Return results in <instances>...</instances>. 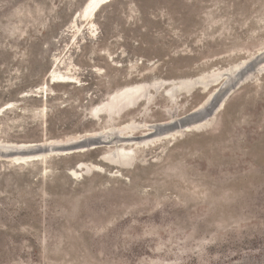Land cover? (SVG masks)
<instances>
[{"label":"rangeland","instance_id":"1","mask_svg":"<svg viewBox=\"0 0 264 264\" xmlns=\"http://www.w3.org/2000/svg\"><path fill=\"white\" fill-rule=\"evenodd\" d=\"M84 2L0 0V141L106 135L0 159V264H264V70L208 127L111 141L187 114L222 70L263 50L264 0H111L73 20ZM52 68L68 80L52 82ZM131 85L147 98L137 111H98ZM121 147L129 168L108 162Z\"/></svg>","mask_w":264,"mask_h":264},{"label":"bare ground","instance_id":"2","mask_svg":"<svg viewBox=\"0 0 264 264\" xmlns=\"http://www.w3.org/2000/svg\"><path fill=\"white\" fill-rule=\"evenodd\" d=\"M110 1L111 0H85V2L83 3V5L81 6V8L73 15V20H76L78 18L83 19V20H86V21L87 20H90L93 17L94 13L99 9V7H101L103 4H105L107 2H110ZM94 17H95V15H94ZM260 51H262V50H260ZM246 59H248V58H246ZM246 59H244V60H242L240 62H243ZM240 62H238V63H236V64H234L232 66L238 65ZM68 70L69 71H72V68H68ZM223 71L224 70H222L218 74L217 80L219 79V82H221L220 80L222 79V73H223ZM213 74H215V73H213ZM48 76L50 77V79H51L52 82H62V81L68 80V78H69L67 75H63V74L62 75L61 74L56 75V68H52V70L50 71V73H49ZM196 79L197 80L198 79L199 80L202 79V75H199L198 77H196ZM70 80L71 81H74L73 79H70ZM161 80H163V79H161ZM142 82H144V81H142ZM155 84H157V83H154V86H156ZM144 85H145V83H144ZM225 86H227V84L226 85L224 84L221 87L220 91H222V89H224ZM140 87H141V85L140 86L139 85H131V86H128V87H123V88H121V89H119V90H117V91H115L113 93L112 92L109 93V96L110 97L107 98L106 100H103L101 103H99L98 111H100V113H102V114H104L106 116H111V118H113V117H123V116H125L126 114H128L131 111H134V112L137 111L140 108L141 105H144L146 103V100H147V98L141 96V94L138 93L137 90H140ZM161 87H163V86H161ZM193 87L194 86H192L191 89ZM159 89H161V88H159ZM122 92H125V93L123 95H121ZM208 96H209V94H208ZM205 99L202 101V103L200 105H202L203 103H205L204 102ZM167 102H168V100H167ZM148 104H149V106H151L150 101L148 102ZM224 104H225V102H224ZM224 104L221 107H223ZM173 105H175V104H173ZM200 105H198L195 109L189 111L187 114H185V115H183L181 117H179V116L178 117H175L174 116V117L168 118L167 120L162 121L160 123L144 124L145 126L148 125V126H146L147 129H148V131L145 132L144 134L135 135L133 133L132 134L131 133H128V134H124L123 136L122 135L115 134L113 136V138L111 139V141L114 140V141H123V142H130V143L131 142H136L138 144H140V143L141 144L142 143L145 144V143H148V142H153V141H155L157 139L164 138L166 136H173L175 133H173V132L172 133H169L170 130L173 131L176 126L188 125L187 122L195 121V120L201 118V116L203 114H205V112L207 111L208 108L205 107L204 105H202L200 107ZM111 107L115 108L114 110H112L113 112H111V111L109 112V109ZM221 107H220V109H221ZM9 108H10V105L4 106V109H9ZM145 115L146 114H143L141 116H145ZM172 115H174V114L172 113ZM211 119L209 118V119H207L203 123L197 122V123H200V124H196L195 123L196 125H194V127L192 128V130H198L199 127H201V126L208 127L209 124L211 123V121L213 120V119L212 120ZM127 125H128V123H127ZM122 128L124 130L125 129L127 130L126 126L125 127L123 126ZM190 129L191 128H185V130H190ZM128 130H129V128H128ZM182 130H183L182 128H179V129L174 130V131L177 132V133H179ZM105 138H106V135L105 134L99 135L98 133H94L93 132V133H85L83 135L71 136V137H68V138H65V139H52V140H47V141L26 142V143L25 142L16 143V142H2V141H0V144H2V145H4V144H6V145L16 144V145H20L21 147L28 146V145H37L39 143L41 145H43V144L46 145V146H41V145L40 146H36L35 148H37V149L38 148H41V149H48V148L49 149H60V148H63V147L74 146V147H76V149L67 152V153H73V152H77V151H84V150H87V149H92V148L100 145L101 143H103L105 141ZM87 143L92 144V145L89 146V147H84V145L87 144ZM124 149L121 147V150L124 151ZM130 153H129V151H124L122 153V156L121 157H119V158L117 157L116 159L115 158L114 159L111 158V159H109V161L108 160L107 161L109 163H111L112 165L117 166L118 168L119 167L120 168H127L128 166L131 165L132 160H133V157H132V155ZM49 155H54V154L53 153L52 154L51 153H43V154L42 153H36V154H32V155H15L14 157L10 158L9 160L14 161L16 163H25V162L31 161L33 159L34 160H36V159H42L45 156H49ZM102 157L105 158V156H102ZM76 172L77 171H75L74 169L72 170V173L73 174H76Z\"/></svg>","mask_w":264,"mask_h":264},{"label":"water","instance_id":"3","mask_svg":"<svg viewBox=\"0 0 264 264\" xmlns=\"http://www.w3.org/2000/svg\"><path fill=\"white\" fill-rule=\"evenodd\" d=\"M264 70V49L255 55L249 57L243 62H240L236 66H229L223 73V79L219 83V85L213 90L209 96L206 97L204 105L207 107V111L205 114L201 116V118L187 122L188 125H181L176 126V129L182 128H193L194 125L200 124L205 122L209 119L214 113H216L220 107L224 104L225 100L229 97V95L243 82L247 81L249 77L254 74L255 72L263 71ZM226 85L222 91H220L223 85ZM200 105V107L202 106ZM200 122V123H197ZM196 123V124H195ZM41 144L37 145H28L21 147L20 145H2L0 144V159L9 160L10 158L14 157L15 155H32L36 153H53V154H64L71 150L76 149L74 146L63 147L60 149H41L35 148L36 146H40ZM92 144H85L84 147H89ZM46 146V145H41Z\"/></svg>","mask_w":264,"mask_h":264}]
</instances>
